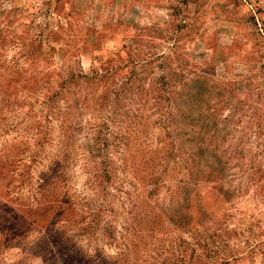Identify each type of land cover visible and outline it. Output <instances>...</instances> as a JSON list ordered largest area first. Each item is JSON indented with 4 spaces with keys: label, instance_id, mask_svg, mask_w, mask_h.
<instances>
[{
    "label": "rangeland",
    "instance_id": "rangeland-1",
    "mask_svg": "<svg viewBox=\"0 0 264 264\" xmlns=\"http://www.w3.org/2000/svg\"><path fill=\"white\" fill-rule=\"evenodd\" d=\"M0 264H264V0H0Z\"/></svg>",
    "mask_w": 264,
    "mask_h": 264
}]
</instances>
